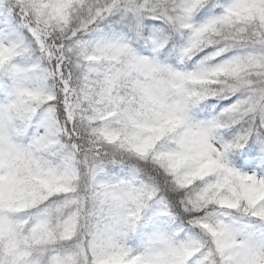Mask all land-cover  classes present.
Returning <instances> with one entry per match:
<instances>
[{
	"label": "snow or ice",
	"instance_id": "snow-or-ice-1",
	"mask_svg": "<svg viewBox=\"0 0 264 264\" xmlns=\"http://www.w3.org/2000/svg\"><path fill=\"white\" fill-rule=\"evenodd\" d=\"M0 264H264V0H0Z\"/></svg>",
	"mask_w": 264,
	"mask_h": 264
}]
</instances>
